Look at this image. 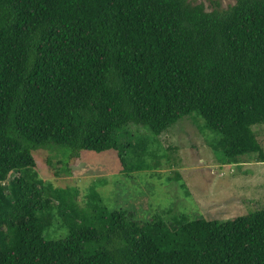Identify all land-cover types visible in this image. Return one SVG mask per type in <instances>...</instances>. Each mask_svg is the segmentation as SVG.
<instances>
[{"label":"trees","instance_id":"16d2710c","mask_svg":"<svg viewBox=\"0 0 264 264\" xmlns=\"http://www.w3.org/2000/svg\"><path fill=\"white\" fill-rule=\"evenodd\" d=\"M193 111L227 162L264 161L251 129L264 123V0H0V264H264V207L142 223L98 207L88 221L34 170L36 148L55 151V176L82 149H113L125 169L117 129L155 136ZM53 208L68 230L47 238Z\"/></svg>","mask_w":264,"mask_h":264},{"label":"rangeland","instance_id":"374dc122","mask_svg":"<svg viewBox=\"0 0 264 264\" xmlns=\"http://www.w3.org/2000/svg\"><path fill=\"white\" fill-rule=\"evenodd\" d=\"M187 1L200 3L205 10L225 9L234 2ZM251 129L264 154V123L253 124ZM216 138L215 132L203 128V119L193 111L155 136L147 127L133 123L117 129L116 142L130 144L123 149L125 169L113 149H82L68 160L69 174L55 176L46 162L50 158L59 166L53 149L36 148L31 154L37 175L63 191L66 205L59 206L65 207L60 210L66 216L83 213L90 221L98 207H103L106 211L121 209L138 223L153 215L173 222L174 215L180 213L188 219L225 220L263 208L264 161H256L255 153L246 152L239 156V162H227L220 151L209 146ZM52 202L56 200L52 198ZM51 214L44 236H64L66 217L59 216L55 208Z\"/></svg>","mask_w":264,"mask_h":264}]
</instances>
